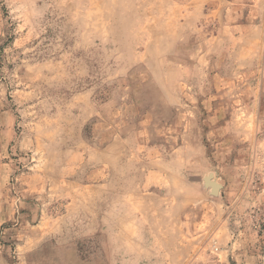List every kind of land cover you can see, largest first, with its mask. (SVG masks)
I'll use <instances>...</instances> for the list:
<instances>
[{
  "label": "rangeland",
  "instance_id": "obj_1",
  "mask_svg": "<svg viewBox=\"0 0 264 264\" xmlns=\"http://www.w3.org/2000/svg\"><path fill=\"white\" fill-rule=\"evenodd\" d=\"M0 264H264V0H0Z\"/></svg>",
  "mask_w": 264,
  "mask_h": 264
},
{
  "label": "water",
  "instance_id": "obj_2",
  "mask_svg": "<svg viewBox=\"0 0 264 264\" xmlns=\"http://www.w3.org/2000/svg\"><path fill=\"white\" fill-rule=\"evenodd\" d=\"M205 185L211 188L212 194L218 195L222 188V185L214 179V174L210 173L204 178Z\"/></svg>",
  "mask_w": 264,
  "mask_h": 264
}]
</instances>
